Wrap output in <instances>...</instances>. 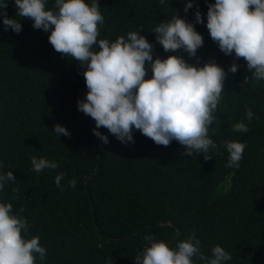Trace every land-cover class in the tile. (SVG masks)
Segmentation results:
<instances>
[{"label": "trees", "instance_id": "1", "mask_svg": "<svg viewBox=\"0 0 264 264\" xmlns=\"http://www.w3.org/2000/svg\"><path fill=\"white\" fill-rule=\"evenodd\" d=\"M196 2L206 21L207 0ZM185 3L99 0L105 17L99 38L142 29L154 56H167L151 29L173 12L195 22V8L185 12ZM7 13L16 14L13 0ZM21 23L16 33L0 22V162L16 177L0 199L28 219L30 234L48 249L46 264H134L146 233L171 242L195 233L205 252L214 244L225 247L228 264H264V80L251 76L243 57L226 78L209 126L218 146L211 157L187 156L176 140L157 145L139 130L125 144L101 126L105 144L92 131L94 119L77 108L87 92L83 68L56 51L30 18ZM195 27L204 38L200 59L178 51L192 63L215 59L227 70L233 56L218 48L205 23ZM246 107L255 113L245 119L249 131L233 132ZM56 123L71 135L58 137ZM225 139L246 142L239 168L225 166ZM32 156L55 159L59 167L37 173ZM58 173L64 174L63 191L55 184ZM73 177L75 188L69 186Z\"/></svg>", "mask_w": 264, "mask_h": 264}, {"label": "clouds", "instance_id": "2", "mask_svg": "<svg viewBox=\"0 0 264 264\" xmlns=\"http://www.w3.org/2000/svg\"><path fill=\"white\" fill-rule=\"evenodd\" d=\"M13 2L16 14L10 16L9 0H0V22L6 31L19 33L21 18H30L34 28L48 32L56 51L83 68L87 92L78 99L77 108L94 119L92 131L105 144L109 137L100 131L101 126L125 144L134 142L133 133L139 130L157 145L168 146L176 140L187 156L203 153L207 159L212 156L210 150L218 147L209 135V126L216 120L228 74L238 71L239 58H244L251 76L264 80V0H207L206 21L196 0H186L184 11L195 8V22L173 12L151 29L169 53L164 57L154 56V44L142 29L129 30L115 39L99 38L105 23L99 0H52L51 6L49 0ZM196 23H205L218 48L233 56L227 70L215 59L192 63L178 51L200 59L197 50L204 38ZM254 115L246 107L244 118L232 124V131L248 132L245 119ZM52 131L58 137L71 135L60 123ZM246 146L238 139H225V166L239 168ZM30 160L37 173L59 167L58 161L44 156ZM54 179L63 191L64 174L58 173ZM15 181L12 169L5 170L0 162V192ZM76 184L75 177L69 180L70 187ZM40 240L39 235L30 234L28 219L13 211V203L0 199V264H46L48 249ZM142 246L134 264H228L232 259L220 244L211 246L210 252L203 251L195 233L175 242L146 233Z\"/></svg>", "mask_w": 264, "mask_h": 264}, {"label": "water", "instance_id": "3", "mask_svg": "<svg viewBox=\"0 0 264 264\" xmlns=\"http://www.w3.org/2000/svg\"><path fill=\"white\" fill-rule=\"evenodd\" d=\"M94 143H95V140H94ZM90 178V175L87 176V182H88V179Z\"/></svg>", "mask_w": 264, "mask_h": 264}]
</instances>
